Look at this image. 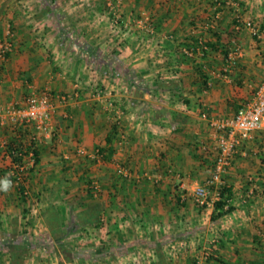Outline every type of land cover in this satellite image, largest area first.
<instances>
[{
	"label": "crops",
	"instance_id": "crops-1",
	"mask_svg": "<svg viewBox=\"0 0 264 264\" xmlns=\"http://www.w3.org/2000/svg\"><path fill=\"white\" fill-rule=\"evenodd\" d=\"M104 1L0 0V43H12L0 60V107L44 88L54 105L52 136L29 173L46 201L39 216L13 207L21 200L13 186L0 188V264H13L14 229L48 234L43 214L52 202L64 232L72 231L63 241L73 242V260L48 251V234L24 264H47L46 251L53 264H192L205 246L213 248L208 264H264V120L224 174L232 211L212 221L215 210L192 195L212 173V122L231 118L259 86L264 0H122L130 26L117 31ZM139 8L149 14L144 26ZM238 17L257 35L236 29ZM193 40L214 48L185 53ZM234 44L243 55L228 64L223 51ZM95 147L99 162L79 152ZM119 164L128 177L117 174ZM29 215L34 223L24 221ZM95 216L99 222L86 223Z\"/></svg>",
	"mask_w": 264,
	"mask_h": 264
},
{
	"label": "built area",
	"instance_id": "built-area-1",
	"mask_svg": "<svg viewBox=\"0 0 264 264\" xmlns=\"http://www.w3.org/2000/svg\"><path fill=\"white\" fill-rule=\"evenodd\" d=\"M120 0H107L106 9L110 15V25L113 27L120 26L126 22L122 21L121 10L119 7ZM149 22L148 17L140 18V25L144 26ZM142 23V24H141ZM244 26L251 30L253 34L259 32L258 27L250 20L241 21L238 17L236 29ZM147 26V30L153 34V26L151 23ZM199 43L202 44V41ZM206 48V46H203ZM12 49L10 41L0 43V60L6 59L5 54ZM184 52L193 54V50L184 49ZM243 55V49L238 44H234L229 48L226 63L233 64ZM67 96L62 99L66 100ZM54 113V105L51 99V93L48 88L40 91H31L21 103L8 104L0 107V126L3 127L7 123L12 124H29L33 127L34 133L32 139L35 144H42L47 142L52 136V117ZM206 113L202 114L205 117ZM264 120V69L259 86L254 93L252 99L240 106L236 113L223 121L212 122L214 127L215 137L214 144L216 150V157L212 169L211 176L207 178L204 184L197 185L192 190V195L195 202L202 207H214V202L219 199L220 188L225 184L223 179L224 174L228 171L232 162L234 161L235 154L239 151L241 144L252 138L253 133L262 127ZM4 146V144H3ZM80 154H83L90 160L99 162L103 158V153L99 147L93 149L80 148ZM8 158V156H6ZM34 154L30 151L25 157L23 163H14L11 172L16 179L15 183L21 182L24 173L29 167H33ZM117 174L121 177L129 176V169L123 165H117ZM94 192H99V184L94 182L91 185ZM209 188H213L212 191ZM28 194V191H25ZM28 217H26V220ZM212 246H205L201 249L200 253L194 257L192 264H208L209 258L212 256Z\"/></svg>",
	"mask_w": 264,
	"mask_h": 264
},
{
	"label": "trees",
	"instance_id": "trees-1",
	"mask_svg": "<svg viewBox=\"0 0 264 264\" xmlns=\"http://www.w3.org/2000/svg\"><path fill=\"white\" fill-rule=\"evenodd\" d=\"M238 23V20L236 21V24ZM193 45L188 46L189 49L195 50L200 47V49L205 53L207 48H211L212 43L210 42H203L202 44L199 43L197 40H193ZM203 46H206L204 48ZM224 47H228L226 43L222 45ZM214 48V47H213ZM188 49V50H189ZM229 49L226 48L225 51H223V56L226 60L227 54ZM9 53L5 54V57L7 58ZM197 74L200 79H203L206 81V73L203 69L197 66ZM12 135H10L7 139V141L4 143V149L0 151V161L4 165L3 167H0V188L3 187V181L8 180L10 181V186H13L16 190L19 198L21 201H25L27 198V194H25V191H28L29 187V173L33 170L35 165L40 161V148L41 146L45 145L46 143L42 144H35V142L32 139V135L34 133V129L29 124L21 123V124H14V127L12 129ZM30 151H33L34 154V166L29 167L26 172L24 173V176L19 183H15L16 177L11 174V172H15V169H12V166L14 163H23L25 157L28 155ZM100 151L102 152V149L100 148ZM8 156V158L6 157ZM104 156V155H103ZM216 155H213V165ZM103 159V158H102ZM29 192V191H28ZM88 192L90 193V190L88 189ZM220 197L218 200L214 202L213 209L215 210L214 213L211 214V220L214 221L221 216H223L226 213H229L232 211L233 207L230 205L229 201L231 200L233 196L232 187L230 185H227L226 183L220 188L219 190ZM51 202V199H49ZM29 209H23L24 213H27ZM60 209L57 206L55 202L49 203L48 207L46 208L43 219L45 224L48 227V234L50 238L54 241V252L56 254L68 261L73 260L74 253V245L73 242L65 243L63 240L64 238L72 231L64 232V228L61 226V217H60ZM99 217L95 216L94 218H91L86 222L87 224H94V222H99ZM9 245L8 246V253L12 259L13 264H24V261L27 257H29L32 254L33 246L30 243L29 239L27 238V232L25 230L16 231L15 229L11 231L7 235ZM7 241V242H8ZM86 252L85 249L82 250V253Z\"/></svg>",
	"mask_w": 264,
	"mask_h": 264
},
{
	"label": "rangeland",
	"instance_id": "rangeland-1",
	"mask_svg": "<svg viewBox=\"0 0 264 264\" xmlns=\"http://www.w3.org/2000/svg\"><path fill=\"white\" fill-rule=\"evenodd\" d=\"M107 0H105L104 2H106ZM181 1V0H180ZM119 7H120V10L122 9L121 7H122V0H120L119 1ZM139 10V15H140V17H148L149 18V14L146 12V10L145 9H143V10H140V8L138 9ZM121 15L123 16V12H122V10H121ZM138 15V16H139ZM124 22H126L127 23V21L126 20H124ZM136 23H138V21H136ZM151 23V22H150ZM127 26L125 27V24H123L122 25V27H125V29L127 30L128 28H129V24L127 23L126 24ZM136 25V24H135ZM121 26V25H120ZM118 27V26H117ZM117 27H113L112 25H110V29L113 31H117L116 30V28ZM122 42H124V41H122ZM125 42H126V40H125ZM239 45V44H238ZM241 48H242V46H240ZM13 127H14V124H12V123H7L5 126H3V128H2V130H4L5 131V129H7L8 131H6L5 133H7V134H5L3 131H1V138H2V141H4V143L7 141V139L5 138L7 135H8V133H10L11 135H12V129H13ZM5 134V135H4ZM9 136H7V138H8ZM1 142V141H0ZM33 188L34 187H32V186H29L28 187V194H27V198H26V200L23 202V201H18V200H13V207L14 208H16V209H26L27 207H28V209H36L37 211L35 212L37 215H38V213H40V210L43 208V206H44V204H45V199H43V200H41V199H39L37 196H38V194H36V192L35 191H33ZM209 190L210 191H212L213 190V188H209ZM22 204V205H21ZM26 207V208H25ZM26 215V214H25ZM36 215V216H37ZM36 216H33V218H31L30 217V215L28 216V219H29V221L28 220H24V221H26V222H32V223H34L32 220H34V218H36ZM39 216V215H38ZM24 217V219H26V217L25 216H23ZM25 223V222H24ZM48 234H45V235H40V234H38V235H35V233H32V231L31 232H27V238L29 239V241H30V243L31 244H33V245H35L36 244V241H38L39 243L41 242V243H43L40 239L42 238V240H44V241H49L50 240V238L48 239ZM46 247H50V248H52V246L51 245H49V244H47L46 245ZM84 249V248H83ZM34 251H36V249H33V252L32 253H35ZM50 253L52 252L53 253V248L52 249H50V250H48ZM48 251H46L45 252V254H44V256L43 257H45V259L47 258V264H53V262L55 263V260H54V257H52V258H50L51 256H49V254H48ZM77 251H79V250H77ZM40 254V253H39ZM46 254H48V255H46ZM77 254V253H76ZM47 256V257H46ZM77 264H84V263H81V262H78Z\"/></svg>",
	"mask_w": 264,
	"mask_h": 264
},
{
	"label": "clouds",
	"instance_id": "clouds-1",
	"mask_svg": "<svg viewBox=\"0 0 264 264\" xmlns=\"http://www.w3.org/2000/svg\"><path fill=\"white\" fill-rule=\"evenodd\" d=\"M2 183H3V189H4L5 191H7L8 188H9V186H10V181L5 180V181H3Z\"/></svg>",
	"mask_w": 264,
	"mask_h": 264
}]
</instances>
